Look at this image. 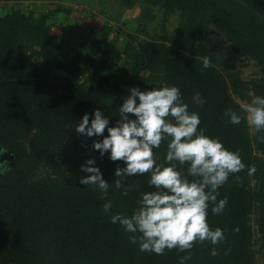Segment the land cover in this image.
<instances>
[{
    "label": "trees",
    "instance_id": "16d2710c",
    "mask_svg": "<svg viewBox=\"0 0 264 264\" xmlns=\"http://www.w3.org/2000/svg\"><path fill=\"white\" fill-rule=\"evenodd\" d=\"M136 1L120 0L126 6ZM138 1L148 10L161 9L159 28L149 37L127 33V64L117 81L100 70L110 60L102 47L111 45L106 42L111 25L101 27L95 49L80 65L79 56L67 55L50 31L51 14H69L70 7L0 11V145L12 159L10 171L0 175V264H180L189 254L185 264H264V130L253 134L235 99L264 96V0ZM174 14L178 20L170 34L167 22ZM86 32L94 33L91 25ZM211 33L227 42L232 54L251 59L258 75L244 82L223 52L210 46ZM206 55L211 61L205 69ZM161 84L179 87L189 111L199 114V127L229 150H239L245 169L218 189L217 199L228 200L224 212L213 215L209 208L208 224L224 230L222 243L197 241L190 250L156 255L130 243L132 234L111 223L102 209L110 200L112 214L131 215L140 194L154 191L148 175L119 178L127 195L114 185L104 196L94 185L80 184L88 175L80 165L88 158L109 184L124 164L109 160L107 152L100 158L92 143L103 137L89 138L75 126L85 112L91 122L97 109L115 126L128 89ZM195 92L203 105L192 102ZM228 108L241 114L240 124L229 123ZM153 151L163 161L166 142ZM249 165L256 169L252 176ZM257 251L263 252L261 261Z\"/></svg>",
    "mask_w": 264,
    "mask_h": 264
},
{
    "label": "clouds",
    "instance_id": "9594fccd",
    "mask_svg": "<svg viewBox=\"0 0 264 264\" xmlns=\"http://www.w3.org/2000/svg\"><path fill=\"white\" fill-rule=\"evenodd\" d=\"M210 61V56H204L202 67L208 68ZM128 92L118 109L115 126H108L109 119L99 109L93 111L91 122L85 112L75 126L77 133L89 138L102 136L93 141V150L99 152L100 158L107 152L109 160L122 161L124 167H116L115 179L109 184L102 178L95 159L88 158L80 165V170L88 175L82 176L79 183L94 185L104 196L110 185L127 195L119 178L148 175V185L154 191L140 194L131 215L112 214L110 200L102 205L110 222L131 233L129 242L138 243L141 252L162 255L165 249L190 250L197 241L222 243L224 230L210 228L207 216L209 208L213 215L224 212L228 200L217 199L218 189L230 175L245 169L239 150L231 151L218 138L205 134L204 128L199 127V114L189 111L178 86L161 84L144 91L132 87ZM192 102L203 105L205 101L195 92ZM241 110L254 135L264 130V96L253 95L250 102L241 105ZM224 115L233 125L241 122V114L232 108L226 109ZM106 128L108 135L103 136ZM162 142H166V153L158 162L153 150L160 148ZM6 151L0 145V156ZM9 171V162L0 160V175ZM255 171L254 165L248 166L249 176ZM236 179L239 181L238 176ZM188 259L190 254L181 257L180 264Z\"/></svg>",
    "mask_w": 264,
    "mask_h": 264
},
{
    "label": "rangeland",
    "instance_id": "374dc122",
    "mask_svg": "<svg viewBox=\"0 0 264 264\" xmlns=\"http://www.w3.org/2000/svg\"><path fill=\"white\" fill-rule=\"evenodd\" d=\"M62 5L70 7L69 14L54 13L49 18L51 34L56 44H61L63 51L70 57L77 55L80 58V65L91 55L95 49L96 39H100V29L103 25H111L106 42L111 43L108 48L103 45L102 50L107 51L109 62L103 63L100 68L103 75L117 81L127 64V57L123 45L127 39V33L138 31L142 37H149L158 31L161 19V9L153 7L148 10L144 3L136 1L132 6L121 4L120 0H22V1H1L0 11L10 7L19 8L23 11L34 9L35 12L51 11L54 7ZM178 20V15L169 17L167 29L171 34ZM87 25H91L94 33L86 32ZM143 25V26H139ZM143 28L144 32L140 29ZM210 46L217 51L223 52L226 59L234 65V69L240 72L244 82L251 77L258 75V67L251 59L241 55H234L229 51L228 43L222 41L214 34L209 35ZM106 61V60H105ZM143 91V89H140ZM250 93V92H249ZM129 95V94H128ZM127 97V96H126ZM235 99L242 104L249 101ZM7 160L12 162L11 156ZM11 165V164H10ZM254 248L259 246L254 244ZM258 261L263 259V252L257 251Z\"/></svg>",
    "mask_w": 264,
    "mask_h": 264
},
{
    "label": "water",
    "instance_id": "95a60500",
    "mask_svg": "<svg viewBox=\"0 0 264 264\" xmlns=\"http://www.w3.org/2000/svg\"><path fill=\"white\" fill-rule=\"evenodd\" d=\"M8 156H10V154L6 151L2 156H0V160H6Z\"/></svg>",
    "mask_w": 264,
    "mask_h": 264
},
{
    "label": "flooded vegetation",
    "instance_id": "af4514ba",
    "mask_svg": "<svg viewBox=\"0 0 264 264\" xmlns=\"http://www.w3.org/2000/svg\"><path fill=\"white\" fill-rule=\"evenodd\" d=\"M9 159V161H10V158L9 157H7V160ZM12 162H9V166H10V164H11Z\"/></svg>",
    "mask_w": 264,
    "mask_h": 264
}]
</instances>
